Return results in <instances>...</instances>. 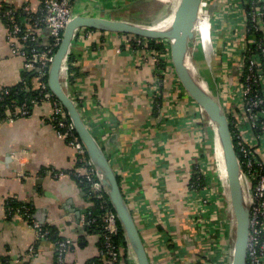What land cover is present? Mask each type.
<instances>
[{"label":"crops","instance_id":"0c3cea01","mask_svg":"<svg viewBox=\"0 0 264 264\" xmlns=\"http://www.w3.org/2000/svg\"><path fill=\"white\" fill-rule=\"evenodd\" d=\"M132 1L71 0V10L74 17L128 21L130 14L125 9ZM25 6L37 15L40 0H0V15L6 8L22 11ZM207 20L196 30L190 50L195 47L196 55L201 47L207 61L220 68L214 81L223 86L206 87L223 106L231 108L240 95V73L234 65L237 46L232 40L239 20L233 11H212ZM212 23L219 35L216 42L208 28ZM130 36L77 30L60 84L120 178L150 263L196 264L197 253L204 256L213 249L203 240L205 234L218 235L213 226L209 229L202 225V217L208 219L212 210L206 211L200 193L189 188L196 163L204 160L199 158L204 144L198 132L203 126L198 122L200 108L185 91L178 89L177 97L175 81L172 83L166 75L163 105L158 115L154 114L151 89L157 69L139 49L126 46L124 40ZM49 40V31L41 29L39 46ZM12 51L9 26L0 17V94L5 88L26 82L31 89L37 87L25 60ZM53 114L52 104L40 102L33 105L30 116L0 122V262L56 264L52 241H39L38 256L25 257L36 244L37 235L22 215L12 211L14 203L31 206L38 221L54 227L59 237L74 241L64 264H92L98 258L102 262L101 236L88 231L89 222H84L95 211L91 191L68 174L77 167L76 157L51 124ZM59 172L65 175L55 177ZM219 216L213 224H219ZM221 222L224 231L227 221ZM228 237L219 241L225 242ZM129 260L132 264L130 254Z\"/></svg>","mask_w":264,"mask_h":264},{"label":"built area","instance_id":"2783aa9c","mask_svg":"<svg viewBox=\"0 0 264 264\" xmlns=\"http://www.w3.org/2000/svg\"><path fill=\"white\" fill-rule=\"evenodd\" d=\"M40 4V11L37 15L33 14L29 6L23 7L22 11L27 16L24 20L21 17L14 20L13 15L18 11H6L5 15L12 19L9 26L12 52L25 60L26 70L34 73L37 87L33 90L37 91L39 96L32 100L31 104L35 105L40 102L52 104L54 114L51 118V124L58 137L66 140L75 153L78 166L68 174L74 176L80 185L88 187L92 193L106 195L96 167L77 135L74 123L69 119L68 112L52 94L48 85V75L55 54L62 42L67 25L74 18L71 0H40ZM213 4H216L221 11H226L229 8L230 11H233L235 19L239 20L232 40L237 46V52H234L236 57L234 65L240 73V95L236 101H233L231 108L223 107L229 123L232 124L231 136L236 142L238 151L236 154L243 171L247 189L246 201L250 209V233L246 264H264V160L262 159L264 158V0H203L196 30H199L203 21H208V12ZM213 19H217L216 15ZM211 21L212 19L208 21V25L211 24ZM44 28L49 31L50 40L48 44L40 47L38 33ZM208 28L212 32V41L216 42L218 38L217 27L212 23ZM125 40L126 46L139 49L145 60L150 61L156 69L161 62L167 63V69L162 70V76L166 77L170 72H174L170 42L165 43L166 40H152L135 35H131L129 39ZM154 43L163 44L164 49H157L153 46ZM161 85V79L156 74L151 89L152 101L161 97ZM178 89L179 85L176 91ZM4 90L6 91V88ZM179 90L186 92L184 88ZM177 93V97L180 96V92L177 91ZM199 108L201 110L199 119H202L205 111L203 108ZM17 109L13 113L8 106L3 121H13L31 115V108L28 104ZM63 175H65L63 172L54 173L55 177ZM208 182L206 181V184ZM209 185L210 183L200 190H191L202 194L206 192ZM20 215L27 219L30 218L28 211L23 214L20 213ZM217 216L215 214V217ZM119 224V218L115 211L111 210L106 213L103 231L100 235L102 249L99 250V255L102 264H125L122 258L124 256L123 249L113 242V238L119 233ZM30 226L36 231L37 242L29 249L25 257L33 259L38 256V242L48 241L49 231L44 224L38 221H33ZM55 246L58 264H64L66 254L74 249V241L64 239ZM204 257L208 261L206 264H226L223 261L225 255L221 252L216 254L210 250L205 253ZM7 264H10L9 261Z\"/></svg>","mask_w":264,"mask_h":264},{"label":"water","instance_id":"95a60500","mask_svg":"<svg viewBox=\"0 0 264 264\" xmlns=\"http://www.w3.org/2000/svg\"><path fill=\"white\" fill-rule=\"evenodd\" d=\"M203 0H182L175 15L172 31H160L152 27H145L136 23L121 20L100 19L95 17L75 16L67 25L62 42L55 54L48 75L49 89L55 98L68 112L69 119L74 123L77 135L87 149L93 161L98 176L103 184L105 193L110 199L119 223L126 235L129 254L136 256L137 264H151L140 231L133 219L127 201L119 185L117 174L105 151L93 137L82 120L79 109L72 99L65 93L60 84V75L68 54L72 39L79 29H92L103 32L135 35L152 40H168L174 71L183 88L190 97L201 106L217 126V134L222 146L226 174L228 178L231 205L236 219V239L232 264H246L247 247L250 233V209L247 204V189L230 131V124L223 105L209 90L198 82L202 77L197 74L192 63L190 44L196 38V27ZM216 6L213 4L208 12ZM186 58L193 69L188 66ZM86 224L89 219H85Z\"/></svg>","mask_w":264,"mask_h":264},{"label":"rangeland","instance_id":"374dc122","mask_svg":"<svg viewBox=\"0 0 264 264\" xmlns=\"http://www.w3.org/2000/svg\"><path fill=\"white\" fill-rule=\"evenodd\" d=\"M181 1L182 0H135V1H132L130 2L129 9H125V11H129L128 14H130V17L128 15L127 22L136 23V24H139L145 27L155 26L157 24L164 22L172 14L176 15V13L178 12L180 8ZM212 11H221V10H219L218 6H216L212 9ZM226 11H230L229 8H227ZM121 21H124V20H121ZM202 23L200 24V26L202 25ZM214 34L216 33L214 32ZM218 38H219V35H218ZM165 43H169V41L166 40ZM209 49L211 50V48ZM195 52H196V48L194 47V50L191 49V58H192V63L196 69L197 74H199V76L202 77L204 83L206 82V80H209L207 81V83H205L208 88H209V85L214 86L215 84V87H216V85L219 84L218 88L220 89V87L223 86L222 82L214 81L215 79L218 78V74L220 75V71H218V69L220 70V68L216 66L214 62L210 63L207 61L206 56L204 54V50H202L201 47H199V52L196 55L194 54ZM211 55H214V54L212 53ZM161 75H163L162 71H161ZM221 75H222V72H221ZM175 76H176L175 71L173 73L170 72L168 74V80L171 82L175 81L174 86L177 87L179 85V89H182L183 88L182 84L178 81L177 76L175 79ZM212 94H214V92H212ZM198 107H201V106L198 105ZM202 117L203 118L199 119L198 122L202 123L203 126L202 128L199 129L198 132H200L199 134H200V137L203 139L204 144L203 146H201V152H200L199 158L201 159L203 157L204 160L203 161L199 160L198 163H196L195 170L197 173H195V175H199V177L203 178L202 183H204V181H209L207 184L210 183L211 185V187L209 185L205 193H202V194L200 193L199 195L201 197V203L206 205L205 207L206 211L208 209L212 211H211V216L208 219L202 217L201 220L203 223L202 225H206L209 229L211 226H213V229H215V231H217V234H218L215 237L212 235L207 236V234H205L207 238L206 240L205 239L203 240L205 241V243L207 241L209 245L211 244L210 247L213 248L212 253L218 254L221 252L223 255L227 254V259L226 257H224L223 261H225L226 264H232L231 262L233 261V253H234V246H235V239H236V219H235L234 212H233L232 205H231L228 178L226 177L224 180L222 177L223 168L226 171L222 146L220 144L219 136L216 133L217 126L211 120H209L206 113H204ZM198 193L199 192H196L197 195ZM205 201H207V203H204ZM215 214L220 215L219 217H221V219H219L220 220L219 224H213L215 223V221L216 222L218 221L216 220L218 216L215 217ZM214 217L215 219L213 221ZM206 220L208 221L205 222ZM225 220L227 221V223H226V227L225 226L224 227L228 228V230L226 229L225 231V228H224V231H222V228L220 227V225H222L221 221H225ZM229 227H231L232 229L230 230ZM208 233L211 234L210 231H208ZM203 235L202 237H204ZM227 235L229 237L226 238L225 242L224 241L222 242V240L219 241L220 237L222 239L226 237ZM214 238H216V240H214ZM227 245L230 246L228 250L226 248Z\"/></svg>","mask_w":264,"mask_h":264},{"label":"trees","instance_id":"16d2710c","mask_svg":"<svg viewBox=\"0 0 264 264\" xmlns=\"http://www.w3.org/2000/svg\"><path fill=\"white\" fill-rule=\"evenodd\" d=\"M8 10H12V9L6 8L2 12L0 17L5 22V24L7 26H10L12 19H9V17H7L5 15L6 11H8ZM20 17L25 18V19L27 18V16L25 15V13L23 11H18L17 13H15L13 15L14 20H18ZM22 25H23V22H22ZM153 46L157 47V49H160V50L164 49L163 44L154 43ZM166 69H167V63H165V62H161L157 66V74H158V77H160V79H161L162 85L160 88L161 97L153 101L154 114H156V115H158L157 110L163 105V100H164L163 94H164V91L166 89V84H165V77L161 75V71L162 70L164 71ZM26 86H28L29 89H27ZM6 92H7V94H6ZM38 96H39L38 92L31 89L30 86L27 85V82L20 84L18 86H15V87L6 88V91L4 90L2 92V94L0 95V98L2 99L0 101V121H3L5 119V116H6L5 110L8 106L11 109V112H13V113L16 112V109L18 107H21L24 104H28V106L30 108H32L33 105L31 104V101L34 100L35 98H37ZM229 124H230V131L233 132L231 122ZM233 144H234V148H235L236 153H238L237 147H236V142L233 141ZM195 168L192 171V176H191L190 182H189V188L200 190V189H203L202 187L206 185V181H204V183H202L203 178L199 177V175H195V173H197ZM72 177L75 178L74 176H72ZM117 179H118L119 185L121 186V189H122V183H121V180L118 176H117ZM75 180L79 184V181L76 178H75ZM80 186L83 187L85 190L90 192V189L88 187H86L85 185H80ZM122 192H123V190H122ZM90 195L92 197V201L95 204V211L91 213V216L89 218V225H88L89 229H88V231H91V232L93 231V232H95V234L101 235L102 231H103L105 215H106V213H108L111 210L114 211L113 205H112L110 199L108 198V196L105 194L100 195V194H94V193L90 192ZM12 211L15 212L16 214H20V213L23 214L25 211H28L30 218L29 219H27L26 217H24V218L26 220H28L29 224H31L33 221H38L35 218V213L33 211V208L29 205H22V204L14 203V204H12ZM38 222H40V221H38ZM41 223L44 224L46 226L47 230L49 231V236L47 239L48 241H52V242H54L55 245H57L59 242L64 240L63 238L58 236L57 231L54 229V227H52L49 224L44 223V222H41ZM113 242L115 243L116 246L123 249L124 256L122 258L124 259V263L130 264L128 243H127L126 235H125L120 224H119V233L117 236H115L113 238ZM100 249H102V238H101L100 244H99V250ZM197 257H198V260H197L196 264L208 263L206 257L203 256V253H197ZM8 261L9 260H4L0 263L1 264H7ZM56 264H58V255H56ZM92 264H102V262L98 258L97 260L95 259Z\"/></svg>","mask_w":264,"mask_h":264},{"label":"bare ground","instance_id":"6f19581e","mask_svg":"<svg viewBox=\"0 0 264 264\" xmlns=\"http://www.w3.org/2000/svg\"><path fill=\"white\" fill-rule=\"evenodd\" d=\"M168 14H169V13H168ZM174 21H175V15L172 14V15H171L169 18H167L164 22L155 25V26H154V29H156V30H160V31H167V32H168V31H172L171 29H172V26H173ZM202 24H203V23H202ZM201 26H202V25H201ZM186 62H187V64H188V66H190V67L193 69V66H191L190 61H189L187 58H186ZM198 82L201 84V86H203L204 88L207 89L206 84L204 83L203 79H202V80L200 79V81H198ZM207 90H208V89H207ZM216 133H217V131H216ZM222 177H223L224 180H225V178L227 177V174H226V171L224 170V168H223ZM131 260H132V262L134 261L133 263L137 264L136 256H135V254H134L133 251H132V253H131Z\"/></svg>","mask_w":264,"mask_h":264}]
</instances>
